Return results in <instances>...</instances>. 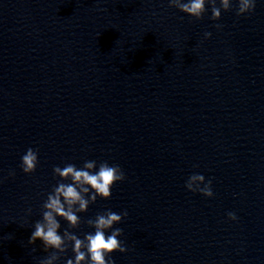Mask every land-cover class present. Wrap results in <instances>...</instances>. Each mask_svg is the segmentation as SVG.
I'll list each match as a JSON object with an SVG mask.
<instances>
[{
  "label": "clouds",
  "instance_id": "obj_1",
  "mask_svg": "<svg viewBox=\"0 0 264 264\" xmlns=\"http://www.w3.org/2000/svg\"><path fill=\"white\" fill-rule=\"evenodd\" d=\"M168 3L169 7L176 8L196 20L201 19L207 11L206 4L211 6L210 19L214 21L221 19L222 11L228 12L233 8L232 0H219V6L218 0H168ZM255 8L256 0H237L236 15L251 14ZM215 27L220 29L223 26L216 24ZM211 35V32H205L204 39L210 38ZM38 163V150L28 148L21 156L20 168L25 174H32L36 171ZM53 175L60 179L47 194L41 208L42 219L34 223V231L28 241L29 244H34L40 240L45 252L52 250L40 264H56L69 247L74 259H67L66 264H114L110 258L111 254L127 251L118 239L123 235V229L113 227L127 217L126 210L119 214L107 210L97 213L94 219H88L86 223L94 232L85 233L83 239L69 229L79 228L81 218L78 213L87 212L89 205L95 203L98 197L105 200L111 198L113 186L126 179L124 171L119 165H110L107 161L98 164L96 160H86L80 168L72 163H66L63 168L54 166ZM9 176H15V172L10 171ZM185 188L189 192L208 198L214 196L212 180H206L205 176L199 173L188 177ZM28 214H31V209H28ZM227 216L230 220H237L234 212H228ZM58 218L68 224L62 235ZM109 231L110 234H106Z\"/></svg>",
  "mask_w": 264,
  "mask_h": 264
}]
</instances>
